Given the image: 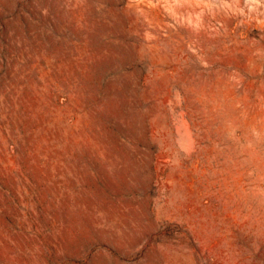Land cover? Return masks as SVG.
I'll use <instances>...</instances> for the list:
<instances>
[{
  "label": "rangeland",
  "instance_id": "rangeland-1",
  "mask_svg": "<svg viewBox=\"0 0 264 264\" xmlns=\"http://www.w3.org/2000/svg\"><path fill=\"white\" fill-rule=\"evenodd\" d=\"M0 264H264V0H0Z\"/></svg>",
  "mask_w": 264,
  "mask_h": 264
}]
</instances>
